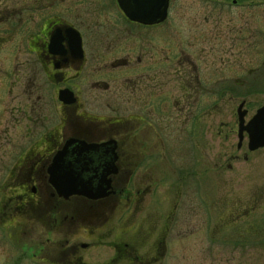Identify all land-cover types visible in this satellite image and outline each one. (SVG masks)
I'll return each instance as SVG.
<instances>
[{"label": "flooded vegetation", "instance_id": "flooded-vegetation-1", "mask_svg": "<svg viewBox=\"0 0 264 264\" xmlns=\"http://www.w3.org/2000/svg\"><path fill=\"white\" fill-rule=\"evenodd\" d=\"M170 3L163 22L143 25L117 0H0V49L25 40L53 87L49 108L37 106L44 132L6 176L0 264H168L169 232L186 227L181 199L201 177L203 136L218 134L219 95L234 90L219 87L216 22L173 37ZM90 88H114V98H91Z\"/></svg>", "mask_w": 264, "mask_h": 264}, {"label": "rangeland", "instance_id": "rangeland-1", "mask_svg": "<svg viewBox=\"0 0 264 264\" xmlns=\"http://www.w3.org/2000/svg\"><path fill=\"white\" fill-rule=\"evenodd\" d=\"M230 1L170 0L165 30L173 37L204 32L216 22L223 79L219 87L234 90L230 96L219 95L218 134L213 129L203 136L197 153L201 177L196 185H187L181 199L177 214L186 212V227L181 223L179 230L169 232L168 264H264V148L248 152L246 136L241 149L236 147L238 105L245 102L247 122L264 103V8L242 4L233 8ZM25 45L23 39L8 40L0 49V201L17 154L44 132L35 123L37 106L44 107L53 95L33 58L24 55ZM113 90L90 88L87 96L105 101L114 98ZM43 115L44 126L49 127L55 115L49 110ZM233 156L238 160H231ZM172 206L165 202L160 207ZM258 230L262 233L253 247L252 232Z\"/></svg>", "mask_w": 264, "mask_h": 264}, {"label": "water", "instance_id": "water-1", "mask_svg": "<svg viewBox=\"0 0 264 264\" xmlns=\"http://www.w3.org/2000/svg\"><path fill=\"white\" fill-rule=\"evenodd\" d=\"M120 9L125 16L143 25H155L166 19L168 0H117ZM61 96L68 95L67 92L60 93ZM237 115V149H240L247 138L248 152H254L264 148V103L255 112L251 119L245 122L247 111L244 103H240L236 109ZM86 188L85 185H80Z\"/></svg>", "mask_w": 264, "mask_h": 264}, {"label": "trees", "instance_id": "trees-1", "mask_svg": "<svg viewBox=\"0 0 264 264\" xmlns=\"http://www.w3.org/2000/svg\"><path fill=\"white\" fill-rule=\"evenodd\" d=\"M253 233V238L251 239V246H253L254 247V242H255V239H257L258 238V234H260V233H262L261 232V230H258V231H256V232H252Z\"/></svg>", "mask_w": 264, "mask_h": 264}]
</instances>
